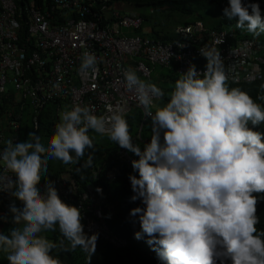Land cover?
Segmentation results:
<instances>
[{"label": "clouds", "instance_id": "obj_1", "mask_svg": "<svg viewBox=\"0 0 264 264\" xmlns=\"http://www.w3.org/2000/svg\"><path fill=\"white\" fill-rule=\"evenodd\" d=\"M223 14L229 20L236 19V29L256 37L264 33L259 3L228 0ZM196 22L201 21L189 24ZM199 51L207 61L205 70L197 71L190 64L179 72L162 105L157 104L165 97L160 87L142 80L132 68L124 70L125 86L135 91L138 107L146 116L140 111L143 120L151 121L152 135L143 148L133 143L124 107L107 105L110 115L97 116L89 106L66 105L58 119L57 101H51L56 104L58 123L47 146L35 131L28 133L26 141H6L0 150V165L13 173L15 180L0 175V192L9 194L1 199L6 209L0 215V253L8 264H62L51 254L53 250L77 248L85 252L90 264L98 239L114 249L126 247V240L114 235L105 223L102 201L93 187L77 193L71 167L57 177L56 187L48 179L38 187L50 160L79 164L87 151L88 158L77 172L90 167L97 150L94 134L119 145V162L131 165L130 201L139 200L143 205L129 212L141 229L134 238L146 235V242L155 246L153 250L163 264H264V230L256 227L260 223L258 204L264 194V133L254 130L264 123V103H257L239 87H229L228 73L234 66L226 69L215 47L205 44ZM95 66V55L84 52L80 71L95 70ZM262 69L260 81L264 65ZM260 87L264 89V84ZM256 99L264 102V94ZM8 109L0 107V116ZM26 110L32 112L27 105L22 119ZM127 151L138 159L132 160ZM107 174L114 179V170ZM60 179L64 186L58 184ZM63 187L69 191L67 196L61 192ZM84 195L87 200L82 199ZM10 196L14 200L8 204ZM15 200L23 206L17 207ZM67 200L75 204L65 203ZM9 211L14 226L5 234ZM57 228L61 236L58 242L43 234ZM117 238L121 239L118 246L109 242Z\"/></svg>", "mask_w": 264, "mask_h": 264}, {"label": "built area", "instance_id": "obj_2", "mask_svg": "<svg viewBox=\"0 0 264 264\" xmlns=\"http://www.w3.org/2000/svg\"><path fill=\"white\" fill-rule=\"evenodd\" d=\"M130 3L135 1L0 0V107H9L0 116V150L9 139L19 141L27 105L34 114V129L39 112L51 101L58 102V119L66 105L77 104L91 107L97 116L110 115L107 105H120L125 115L137 109L146 118L135 91L125 86L124 70L132 68L145 79L155 66L178 74L194 64L202 72L207 61L199 49L205 44L220 51L226 69L234 66L229 82L262 80L264 44L258 40L239 38L233 31L209 30L201 22L177 26L175 39H164V34L152 38L139 13L120 11ZM84 52L95 55V70L80 71ZM0 175L15 181L2 165ZM58 184L64 186L65 181L60 179ZM61 192L69 194L65 187ZM8 195L0 192V215L6 209L1 199ZM118 240L109 242L118 246Z\"/></svg>", "mask_w": 264, "mask_h": 264}, {"label": "trees", "instance_id": "obj_3", "mask_svg": "<svg viewBox=\"0 0 264 264\" xmlns=\"http://www.w3.org/2000/svg\"><path fill=\"white\" fill-rule=\"evenodd\" d=\"M135 1L134 4L130 3V7H143L148 6L153 9L148 15L140 14L144 19V25L149 26L152 23V14L156 10H162L165 13L164 17L169 20L173 17V14L180 19V24H189L195 21H201L205 24L206 19H215L216 25L209 30H224L226 32L233 31L239 38H254L264 44V36L259 37L249 35L241 36V29H236V19L229 20L223 14V9L228 7V0H131ZM114 2V1H113ZM243 3H259L262 17H264V0H242ZM126 8L129 6H122V13L126 12ZM251 12V9H249ZM206 16V17H205ZM187 18V20H186ZM177 26V25H176ZM207 28V27H206ZM208 29V28H207ZM174 30L171 33H159L156 37H160L161 34L164 39H168V36H174ZM153 33V30H152ZM178 78V74L175 71L155 66L152 68V72L149 79L141 78L144 81L155 83L165 92L163 100L158 101V105H162L168 100V93L172 90L175 80ZM263 81L254 83H239L233 84L229 82V87H239L243 91L247 92L257 103H264L257 100V96L264 94V89H261ZM56 104L50 103L46 105L42 111L38 114V126L33 128L31 115L32 112L26 110L23 114L22 125L19 132V141L23 142L28 139V133L35 131L42 137V141L47 146L48 138L55 131V125L58 123L55 116ZM132 135L134 144H138L141 148L148 142L152 135L151 121L150 119L143 120L142 114L139 110L133 109L125 115ZM140 139L137 137L139 128ZM254 130L264 133V123L256 127ZM94 143L96 145V151L93 153L94 159L92 165L86 169H82L81 172H77V168L85 163L88 158V152L86 151L84 158L79 161V164H69L68 167L72 169V175L77 185V193H83L88 186H92L95 194L101 198L103 205V217L105 223L114 235L123 237L127 244L124 249H114L107 245L103 240H97L96 251L91 255L90 264H163L157 257L156 252L153 250L154 245H149L146 241L148 237L145 235L141 239L134 238V234L141 231L138 219L129 215L132 208L143 207L142 203L137 200L135 202L130 201V197L133 195L131 190L130 181L128 179L129 173H132L131 165L119 162L117 153L120 149L119 145L111 142L107 136L101 137L98 134L93 135ZM264 142V139H262ZM91 151V150H88ZM128 152V151H127ZM130 157L138 159L132 153L128 152ZM66 168L57 164L54 160L48 162V172L45 177L41 178L38 185L45 184V179L54 182L61 175ZM115 171V177L110 180L108 177L109 171ZM95 172V174L93 173ZM84 177L83 179L81 177ZM16 179V177H15ZM97 188H101L102 193L96 191ZM261 201L258 204L257 215L260 218V223L256 226L260 230H264V194H261ZM13 197H8L6 202L12 203ZM20 202V201H19ZM69 205H74V201H64ZM22 205V203L20 202ZM11 223L8 222V233L11 228ZM86 233V232H85ZM88 234V233H86ZM91 236L90 234H88ZM46 237L54 242H58L61 238L59 230L55 232H47ZM54 257L61 260L62 264H88V256L80 248L75 251L65 252L63 250H53L51 253ZM230 264V261L228 262Z\"/></svg>", "mask_w": 264, "mask_h": 264}, {"label": "rangeland", "instance_id": "obj_4", "mask_svg": "<svg viewBox=\"0 0 264 264\" xmlns=\"http://www.w3.org/2000/svg\"><path fill=\"white\" fill-rule=\"evenodd\" d=\"M126 9H127V10H125L126 12H136V13L146 14V15H148L151 10L153 11V9L151 7H148L147 5L146 6H143L141 8L129 7V8H126ZM164 15H165V13H163L162 10H156L152 14V23L149 25V27L153 30V33H150L149 34L150 37L156 38V36L159 35V33H171L173 31L174 27L176 25L180 24V19H178L175 16V14H173V17L170 18L169 20H167L164 17ZM186 20H187V18H186ZM214 20L215 19H206L205 20V24L207 25L206 27L208 29H212L214 27V25H216L215 22H214ZM247 33L249 35H251V33L247 32L246 30H241V34L240 35L241 36H246ZM261 35L264 36V33H262ZM54 161L57 164L62 165L64 168H67L68 167L67 165L63 164L59 160H54ZM15 204H16L17 207H22L23 206V205H21L19 203L18 200H15ZM11 220H12V214L9 211V221L11 223V226L13 227L14 225L12 224ZM43 234L46 235V233H43ZM0 264H8V261L6 259V256L3 253H0Z\"/></svg>", "mask_w": 264, "mask_h": 264}]
</instances>
